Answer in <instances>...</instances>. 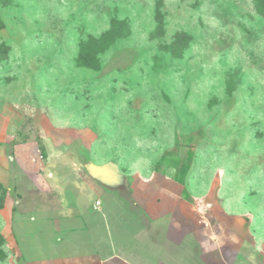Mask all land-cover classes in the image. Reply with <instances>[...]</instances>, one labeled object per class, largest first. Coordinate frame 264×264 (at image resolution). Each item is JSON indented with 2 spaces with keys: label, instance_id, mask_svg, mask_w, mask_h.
<instances>
[{
  "label": "rangeland",
  "instance_id": "obj_1",
  "mask_svg": "<svg viewBox=\"0 0 264 264\" xmlns=\"http://www.w3.org/2000/svg\"><path fill=\"white\" fill-rule=\"evenodd\" d=\"M100 39L98 69L78 64L80 45ZM76 198L91 229L107 223L103 255L104 239L117 246L144 224L145 199L168 206L169 223L190 205L214 243L193 247L200 228L183 243L152 222L145 264H264V18L253 0H0V264L92 254L70 235L84 229Z\"/></svg>",
  "mask_w": 264,
  "mask_h": 264
},
{
  "label": "crops",
  "instance_id": "obj_2",
  "mask_svg": "<svg viewBox=\"0 0 264 264\" xmlns=\"http://www.w3.org/2000/svg\"><path fill=\"white\" fill-rule=\"evenodd\" d=\"M20 164V163H19ZM21 168L25 167L20 165ZM170 185H167L166 187L163 188V190H161V192L163 191H167L170 188ZM168 192V191H167ZM169 193V192H168ZM141 193H136L135 196H141ZM164 197V193L161 194ZM172 196V195H170ZM168 197L169 199H172V197ZM80 197V196H78ZM147 203L143 204L142 207V211L146 212L145 215L142 216L143 220H144V224H142L139 228L138 231H136L134 234L130 235L126 240L124 239V233L121 231L120 233L117 234L118 240L115 241L117 242V246H112L113 244V240H110V236H109V241L108 239H104L105 242L108 243V248L107 250L110 251L108 252V254H104L107 251L103 250L102 248H100V244L97 238V231H103V227L106 225L107 223H105V219H103V221L98 222L99 225L98 227L92 228L90 223V219L93 216L92 214H90V210L87 205L84 204V201H81V204H79L80 202V198H76L75 200V211H76V215H77V220L78 223H84V229H77V230H73L71 231L70 235L71 237H75L77 238V240H79L80 238L82 239H86L84 240L85 244L87 247V249H91L92 254L90 255H86V256H76V255H71V256H62L60 258H57L55 260H53L54 264H145L146 261H154V259L151 260L150 255H143L145 254V250L148 252L149 249L145 248L143 249V243L145 244L147 241H145L144 239L142 240V236L146 234V236L149 237L150 232L147 231L148 227L153 225L152 222H154V225H157L158 221H163L167 225L169 224L168 228H169V237H171L170 235H172L171 233H176L174 238H176L177 240H182L184 243V237L186 236L188 241H189V234L191 232H195L196 228H200L199 229V234H197L195 237L193 236V238L195 239L196 242H194L193 240V247H200V248H204V244L208 241L209 243H213V240H210L206 238V234H205V223L202 222V219H200L199 217H196V215L193 213L190 205H186V204H177L174 209L173 207V218L171 220V223H169L168 221V215L169 212L167 210L168 206L162 207L161 209L155 210L152 207V202H150V200H145ZM100 203L98 206H95V203L92 205V209L94 211H100L102 209V207L100 208ZM104 208V207H103ZM62 209V208H61ZM172 210V209H170ZM159 211H161L162 213L156 217L157 221H152V219L148 216L149 213L151 212H155L158 213ZM148 213V214H147ZM180 216V219L177 218ZM103 217H105V215H103ZM141 217V216H140ZM155 218V217H154ZM182 218V219H181ZM143 223V222H142ZM119 224V228L124 227L121 223ZM105 226V227H106ZM81 227V226H79ZM94 231V232H93ZM108 231V230H107ZM66 231H61V234L64 233ZM93 232V233H92ZM167 232V231H166ZM193 232V235H194ZM196 233V232H195ZM173 236V235H172ZM105 238H107V236H104ZM80 239V240H82ZM102 239V238H101ZM78 242H81V241ZM123 240V241H122ZM176 240V241H177ZM191 241V239H190ZM122 243V244H121ZM138 245L140 246V252L142 253V256H137L138 258H134L133 256V252L134 251H138L137 249ZM145 246V245H144ZM189 249L186 248V251H188ZM105 251V252H104ZM149 253V252H148ZM185 254V252H183ZM187 254V253H186ZM220 257V256H219ZM221 259V257H220ZM146 260V261H145ZM145 261V262H144ZM158 264H168L165 263V261H159Z\"/></svg>",
  "mask_w": 264,
  "mask_h": 264
},
{
  "label": "trees",
  "instance_id": "obj_3",
  "mask_svg": "<svg viewBox=\"0 0 264 264\" xmlns=\"http://www.w3.org/2000/svg\"><path fill=\"white\" fill-rule=\"evenodd\" d=\"M253 2L256 14L264 18V0H253ZM102 42H104L102 39L90 40L87 43L80 45L79 53L77 56L78 64L85 66L91 70L98 69V56L100 53H102V51L106 50L109 47L108 44V46H105Z\"/></svg>",
  "mask_w": 264,
  "mask_h": 264
},
{
  "label": "built area",
  "instance_id": "obj_4",
  "mask_svg": "<svg viewBox=\"0 0 264 264\" xmlns=\"http://www.w3.org/2000/svg\"><path fill=\"white\" fill-rule=\"evenodd\" d=\"M98 205H99V202H96V203H95V206H98Z\"/></svg>",
  "mask_w": 264,
  "mask_h": 264
}]
</instances>
